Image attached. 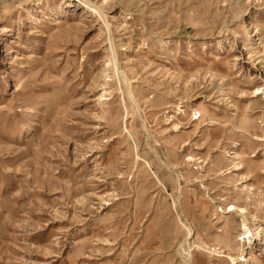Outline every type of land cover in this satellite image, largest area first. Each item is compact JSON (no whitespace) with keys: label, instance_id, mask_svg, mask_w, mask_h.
I'll return each instance as SVG.
<instances>
[{"label":"rangeland","instance_id":"rangeland-1","mask_svg":"<svg viewBox=\"0 0 264 264\" xmlns=\"http://www.w3.org/2000/svg\"><path fill=\"white\" fill-rule=\"evenodd\" d=\"M260 229L264 0H0V264H264Z\"/></svg>","mask_w":264,"mask_h":264},{"label":"bare ground","instance_id":"bare-ground-1","mask_svg":"<svg viewBox=\"0 0 264 264\" xmlns=\"http://www.w3.org/2000/svg\"><path fill=\"white\" fill-rule=\"evenodd\" d=\"M95 11V10H94ZM109 39V38H108ZM114 56V55H113ZM115 57V56H114ZM115 59V58H114ZM117 73V72H116ZM182 112V111H181ZM128 133V132H127ZM253 140H255L256 142H259V141H261V139L259 138V137H257V136H254V138H253ZM228 154H233L232 152H229ZM235 158H237L238 160H239V162L237 163V167H236V169L235 170H239V169H241V168H243L244 166L248 169V171H250V169H260V164H262V161H258L257 163H253V162H249V163H244V161L242 160L243 159V157H242V153L241 152H239V153H235ZM242 165V166H241ZM233 207H230L229 208V210H231ZM242 209V208H241ZM228 211V210H227ZM240 213H243V210H240L239 211ZM242 226H243V224H242ZM242 228H244V227H242ZM241 228V229H242ZM244 229H246V228H244ZM263 235H264V230L263 229H260L259 230ZM240 259V258H239ZM240 261L241 262H250V264H254V262L252 261V259L249 257V256H247V258L246 257H244V258H241L240 259Z\"/></svg>","mask_w":264,"mask_h":264}]
</instances>
